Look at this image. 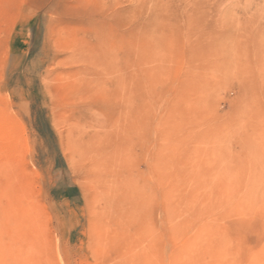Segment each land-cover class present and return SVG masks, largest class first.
Instances as JSON below:
<instances>
[{
  "label": "rangeland",
  "instance_id": "obj_1",
  "mask_svg": "<svg viewBox=\"0 0 264 264\" xmlns=\"http://www.w3.org/2000/svg\"><path fill=\"white\" fill-rule=\"evenodd\" d=\"M0 264H264V0H0Z\"/></svg>",
  "mask_w": 264,
  "mask_h": 264
},
{
  "label": "bare ground",
  "instance_id": "obj_2",
  "mask_svg": "<svg viewBox=\"0 0 264 264\" xmlns=\"http://www.w3.org/2000/svg\"><path fill=\"white\" fill-rule=\"evenodd\" d=\"M77 147V146H76ZM246 164V163H245ZM240 166V165H239ZM246 168V167H245ZM225 172V171H224ZM230 173V172H229ZM242 173V172H241ZM238 176V175H237ZM227 182V181H226ZM217 186V185H216ZM219 188V187H218ZM252 188V187H251ZM224 189V188H223ZM199 191V190H198ZM200 192V191H199ZM254 192V191H253ZM205 195V194H204ZM209 197V196H208ZM210 197H211V195H210ZM203 200V199H202ZM235 200V199H234ZM174 211V210H173ZM172 212V211H171ZM129 216H131V215H129ZM128 219V218H127ZM246 237V236H245ZM138 240H140V239H138ZM220 241V240H219ZM222 243V242H221ZM213 249V248H212ZM227 252V251H226ZM218 254V253H217ZM228 255V254H227ZM145 257V256H144ZM225 257V256H224ZM233 257V256H232ZM224 260V259H223Z\"/></svg>",
  "mask_w": 264,
  "mask_h": 264
}]
</instances>
